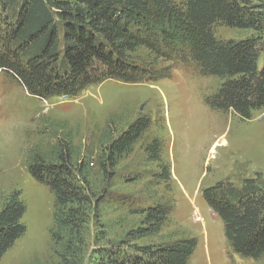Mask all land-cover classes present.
I'll return each instance as SVG.
<instances>
[{"label": "trees", "instance_id": "obj_1", "mask_svg": "<svg viewBox=\"0 0 264 264\" xmlns=\"http://www.w3.org/2000/svg\"><path fill=\"white\" fill-rule=\"evenodd\" d=\"M218 25L250 34L220 40L214 33ZM140 47L154 61L167 63V70L192 63L201 74L217 77L219 86L210 102L214 109L249 117L251 110L264 108V0H0V75L15 77L39 97L73 96L105 78L125 82L159 78L162 71L128 58ZM148 126L147 117H138L117 135H108L99 159L107 178H111L107 169L132 151ZM65 147L54 163L35 159L28 170L55 197L50 233L57 264H84L85 229L97 205L96 193L89 182V164H72ZM145 152L160 163V176L167 179L160 140L153 139ZM205 197L222 219L233 250L260 258L264 179L248 180L240 189L218 185L206 190ZM25 211L20 192L13 190L0 208V258L24 234ZM141 213V226L128 232V242L159 233L169 208L155 205ZM129 245L131 254L121 245L96 248L98 264H187L196 241Z\"/></svg>", "mask_w": 264, "mask_h": 264}, {"label": "rangeland", "instance_id": "obj_2", "mask_svg": "<svg viewBox=\"0 0 264 264\" xmlns=\"http://www.w3.org/2000/svg\"><path fill=\"white\" fill-rule=\"evenodd\" d=\"M214 33L220 40L250 34L220 25ZM128 58L162 75L139 82L105 78L76 95L47 98L30 93L13 76L0 75V208L13 190L26 207L25 232L0 264L58 263L50 233L55 197L47 184L32 177L28 165L35 159L54 163L65 145L72 164H89L96 193L97 205L85 229L84 264H98V247L121 245L131 254L129 244L160 245L182 238L196 241L187 264H264V254L251 259L233 250L222 219L205 197L206 190L218 185L240 189L248 180L264 179V108L251 110L249 117L214 109L210 102L217 77L201 74L192 63L167 70L168 64L154 61L144 47ZM144 116L149 126L132 151L107 169V178L99 159L108 135ZM153 139L160 140L167 179L160 176V163L145 152ZM155 205L169 208L160 232L128 242V232L141 226V211Z\"/></svg>", "mask_w": 264, "mask_h": 264}]
</instances>
